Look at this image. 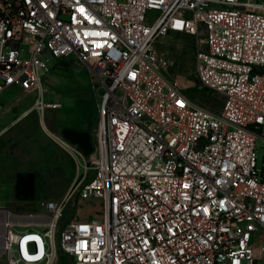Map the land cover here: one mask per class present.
Here are the masks:
<instances>
[{
    "label": "built area",
    "instance_id": "built-area-1",
    "mask_svg": "<svg viewBox=\"0 0 264 264\" xmlns=\"http://www.w3.org/2000/svg\"><path fill=\"white\" fill-rule=\"evenodd\" d=\"M178 34L194 38L193 84L172 78L174 56L158 46ZM51 58L80 61L92 80L93 149L62 142L94 174L61 199L5 210L4 264L61 253L75 264H264L263 1L0 0V97L47 107ZM75 196L99 200L101 214L59 230Z\"/></svg>",
    "mask_w": 264,
    "mask_h": 264
},
{
    "label": "rangeland",
    "instance_id": "rangeland-1",
    "mask_svg": "<svg viewBox=\"0 0 264 264\" xmlns=\"http://www.w3.org/2000/svg\"><path fill=\"white\" fill-rule=\"evenodd\" d=\"M158 46L174 56L172 78H178L180 84H193L197 49L194 38L178 34L165 38ZM56 61L51 58L49 64L55 65ZM44 88L48 104L45 108L37 107L33 96L12 104L20 94L16 91H7L0 97V210L24 211L44 199H61L75 182L86 181L94 174V168L91 165L85 168L62 142L66 128L87 131L93 142L96 140L97 97L88 70L80 61L69 60L44 77ZM192 90L198 102L216 107L198 86ZM257 145L260 168L264 142L258 140ZM30 173L34 178L35 196L25 199L18 184L19 179ZM100 214L99 200H79L75 196L66 207L59 230L75 218L90 219ZM0 264H4L1 258ZM54 264L75 262L69 254L61 253Z\"/></svg>",
    "mask_w": 264,
    "mask_h": 264
},
{
    "label": "water",
    "instance_id": "water-1",
    "mask_svg": "<svg viewBox=\"0 0 264 264\" xmlns=\"http://www.w3.org/2000/svg\"><path fill=\"white\" fill-rule=\"evenodd\" d=\"M64 136L77 144L83 152L90 153L93 149V137L87 131L77 130L74 128H66L63 131ZM20 184L18 186L22 187L20 194L23 198L29 199L35 196V183L33 174H28L26 177L19 179Z\"/></svg>",
    "mask_w": 264,
    "mask_h": 264
},
{
    "label": "bare ground",
    "instance_id": "bare-ground-1",
    "mask_svg": "<svg viewBox=\"0 0 264 264\" xmlns=\"http://www.w3.org/2000/svg\"><path fill=\"white\" fill-rule=\"evenodd\" d=\"M5 214H6L5 210H0V251H2V244L5 234V225H4Z\"/></svg>",
    "mask_w": 264,
    "mask_h": 264
},
{
    "label": "trees",
    "instance_id": "trees-1",
    "mask_svg": "<svg viewBox=\"0 0 264 264\" xmlns=\"http://www.w3.org/2000/svg\"><path fill=\"white\" fill-rule=\"evenodd\" d=\"M68 61L66 60H60L59 62H57L55 65H54V68L56 67H59V66H62L63 64H66Z\"/></svg>",
    "mask_w": 264,
    "mask_h": 264
}]
</instances>
